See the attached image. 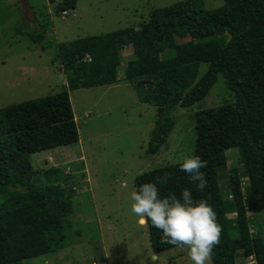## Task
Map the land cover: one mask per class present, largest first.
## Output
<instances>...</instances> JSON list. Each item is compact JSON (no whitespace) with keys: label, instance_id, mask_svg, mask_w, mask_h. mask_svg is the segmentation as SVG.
<instances>
[{"label":"trees","instance_id":"obj_1","mask_svg":"<svg viewBox=\"0 0 264 264\" xmlns=\"http://www.w3.org/2000/svg\"><path fill=\"white\" fill-rule=\"evenodd\" d=\"M204 2L185 0L154 9L138 28L61 45L66 89L0 109V188L11 190L0 204V264H18L61 246L73 205L64 187L52 182L34 185L39 171L33 156L79 143L70 92L118 83L120 52L127 47H133L135 57L127 64L125 82L135 89L140 102L157 109L148 154H157L167 143L175 126L172 112L204 100L219 76L235 99L196 114L194 155L208 162L201 169L208 181L204 191L180 170L183 162L142 173L135 178V188L170 173L167 184H157L161 198L180 199L181 192L189 189L194 201L206 200L216 212L222 233L213 250V264H236L238 252L253 256L255 264H264V241L251 234L240 165L229 172V203L220 182L227 152L237 149L249 199L264 197V0H225L215 9H207ZM76 8L77 0H62L56 13ZM48 27L44 24L38 32H28V37L41 44ZM188 37L187 42L178 40ZM219 37L226 38L219 41ZM208 51L214 58L199 77ZM164 53L168 55L163 58ZM53 171L57 170L46 172ZM229 211L236 214L235 228L227 219ZM146 225L155 254L178 248L162 243V232L150 221Z\"/></svg>","mask_w":264,"mask_h":264},{"label":"rangeland","instance_id":"obj_2","mask_svg":"<svg viewBox=\"0 0 264 264\" xmlns=\"http://www.w3.org/2000/svg\"><path fill=\"white\" fill-rule=\"evenodd\" d=\"M183 1L77 0V8L67 10L69 15L63 17L61 12L56 13L62 0H0V109L66 89L67 74L59 58L61 45L128 27L138 28L149 20L152 10ZM204 1L207 9L225 4V0ZM44 24L49 26L46 38L35 44L28 32L36 33ZM120 57L118 83L70 92L79 143L33 156L34 167L39 171L34 185L52 182L64 187L73 213L66 218L68 227L61 246L18 264H192L187 248L153 252L148 226L140 224L139 217L131 211V193L136 190L135 178L142 173L194 156L196 114L231 104L234 96L219 76L204 100L172 112L175 126L167 143L157 154H148L157 109L140 102L135 89L125 82L127 64L135 57L133 47L121 50ZM213 58L212 52L204 54L199 77L206 73ZM227 156V165L220 171L225 201H231L227 191L229 172L240 165L251 234L264 241V197L249 199L238 150L228 151ZM51 169L57 171L47 174ZM122 180H127V184L122 185ZM10 192L9 188H0V204L5 203ZM227 219L235 228L236 214L229 211ZM153 254L158 257L155 261L151 260ZM247 263H251L250 258L238 252L236 264Z\"/></svg>","mask_w":264,"mask_h":264},{"label":"clouds","instance_id":"obj_3","mask_svg":"<svg viewBox=\"0 0 264 264\" xmlns=\"http://www.w3.org/2000/svg\"><path fill=\"white\" fill-rule=\"evenodd\" d=\"M207 163L200 156L194 155L185 158L180 166V170L196 182L199 191H204L208 184L205 173L201 171L207 167ZM170 178L171 174L165 173L155 183H145L132 191L131 199L134 203L131 211L139 217L140 224L150 221L153 228L162 232V243L187 248L192 264H213V250L219 245L222 233L216 212L206 200L194 201L189 189L181 192L180 199L175 195L161 198L157 184H167ZM121 183L126 185L127 180ZM157 258L153 254L151 260Z\"/></svg>","mask_w":264,"mask_h":264},{"label":"built area","instance_id":"obj_4","mask_svg":"<svg viewBox=\"0 0 264 264\" xmlns=\"http://www.w3.org/2000/svg\"><path fill=\"white\" fill-rule=\"evenodd\" d=\"M63 16H66V15H68V12L67 11H64L63 13ZM250 258V260H251V263L250 264H255V259H254V257L253 256H251V257H249ZM248 264V263H247Z\"/></svg>","mask_w":264,"mask_h":264},{"label":"crops","instance_id":"obj_5","mask_svg":"<svg viewBox=\"0 0 264 264\" xmlns=\"http://www.w3.org/2000/svg\"><path fill=\"white\" fill-rule=\"evenodd\" d=\"M33 10V13H35V11H34V9H32ZM76 117V116H75ZM76 120H77V117H76ZM40 155V154H39Z\"/></svg>","mask_w":264,"mask_h":264}]
</instances>
